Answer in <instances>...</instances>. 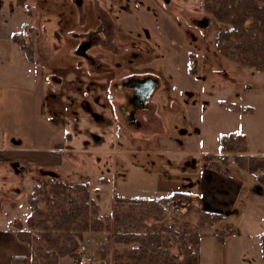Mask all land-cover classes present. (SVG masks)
Segmentation results:
<instances>
[{
	"label": "rangeland",
	"instance_id": "374dc122",
	"mask_svg": "<svg viewBox=\"0 0 264 264\" xmlns=\"http://www.w3.org/2000/svg\"><path fill=\"white\" fill-rule=\"evenodd\" d=\"M31 9L23 42L46 69V116L55 125L90 119L98 124L116 120L120 126L111 151L66 153L60 170L65 183L89 182L101 213L113 212L116 195H169L186 187L203 163L197 152H220L222 135L248 134V153H264V72L242 67L218 51L215 39L224 25L204 10L203 0H32ZM86 41L91 44L88 59L79 54ZM147 76L159 85L135 123L127 117L131 91L122 84ZM99 135H90L95 146L104 141ZM234 155L229 154L231 162L248 165L249 158L237 162ZM82 156L94 160H87V166L73 163ZM207 161L210 166L230 164L227 159ZM178 200L191 202L187 213L163 212L164 220L195 225L202 210L198 202ZM103 234L100 245L88 243L99 255L96 262L106 264L101 260L113 258L114 250L132 247L117 248L105 240L108 232ZM106 241L109 253L102 257ZM206 252L205 264H211Z\"/></svg>",
	"mask_w": 264,
	"mask_h": 264
},
{
	"label": "crops",
	"instance_id": "0c3cea01",
	"mask_svg": "<svg viewBox=\"0 0 264 264\" xmlns=\"http://www.w3.org/2000/svg\"><path fill=\"white\" fill-rule=\"evenodd\" d=\"M31 2L0 0V264H10L11 259L17 256L27 257L26 264H30L31 247L17 239L15 223L19 220L27 228L31 209L25 203L33 186L41 180L62 181L64 175L60 170L66 153L77 152L87 156L103 153V149L111 151L120 132L116 120L98 124L86 119L84 122L68 121L55 125L46 116L45 66L38 61H28L19 45L12 41L15 33L31 25ZM94 133L100 134L104 140L99 146H95L97 144L90 136ZM183 153L189 155L191 151ZM219 153L198 151L197 155L202 157L203 163L198 171H192L191 182L179 191L169 195L165 191H154L152 195L138 198H162L176 192L186 193L198 202L202 210L224 216V220L214 227L201 229L200 264L206 262V249L210 250L211 264H264L260 239L264 233V184L258 179L259 173L250 172L246 167L248 165L239 166L231 162L229 155L228 166H210L211 162L204 159ZM242 156L248 160L251 153ZM83 158L77 161L73 158V163L87 166V160L92 159ZM67 171L69 175L71 170ZM91 197L95 199L92 192ZM105 214L108 213L99 211L100 218ZM103 232L91 233L88 238L90 243L94 241L100 245ZM216 232L226 234L223 243H218ZM105 240L108 241V236ZM116 246L121 248L124 245ZM101 261L112 264L110 255ZM59 264L77 263L72 256H64Z\"/></svg>",
	"mask_w": 264,
	"mask_h": 264
},
{
	"label": "trees",
	"instance_id": "16d2710c",
	"mask_svg": "<svg viewBox=\"0 0 264 264\" xmlns=\"http://www.w3.org/2000/svg\"><path fill=\"white\" fill-rule=\"evenodd\" d=\"M203 8L224 25L215 39L218 51L242 67L264 72V0H203ZM26 27L15 33L12 41L28 61L36 63L32 48L23 42L27 38ZM193 64L190 73L195 75L196 59ZM248 145L244 134H225L220 138V153L204 159L226 160L232 153L239 162L249 152ZM248 169L259 173L258 179L264 184V155L250 156ZM169 198L185 200L189 195L176 192L162 198L117 196L113 212L101 219L89 183L43 180L33 186L28 198V228L16 222V237L31 247L30 264H59L64 256L77 261L79 243L86 240V234L102 231L108 232L110 244L132 245L129 249L114 250L112 264H200L201 229L214 227L224 216L200 210L193 226H179L175 221L169 224L161 209ZM215 236L221 242L227 237L217 232ZM260 239L264 259V233ZM108 253L109 245L100 255L105 257ZM27 262V257L17 256L10 264Z\"/></svg>",
	"mask_w": 264,
	"mask_h": 264
},
{
	"label": "flooded vegetation",
	"instance_id": "af4514ba",
	"mask_svg": "<svg viewBox=\"0 0 264 264\" xmlns=\"http://www.w3.org/2000/svg\"><path fill=\"white\" fill-rule=\"evenodd\" d=\"M76 1H78V4H80V0H76ZM90 46L91 44L89 41L82 43L83 52L79 51V54L87 58V50L90 48ZM150 78L155 79L154 77L151 76H147L141 79L130 78L128 79V81L122 84V86L128 88L131 91V94L127 95V102L131 106V108L127 112V117L128 119L132 120L135 123H139L137 122V112L141 110L149 109L150 107L149 101L153 93L150 94L147 99H145L143 94L144 89L142 88V85L146 83L145 80H148Z\"/></svg>",
	"mask_w": 264,
	"mask_h": 264
},
{
	"label": "built area",
	"instance_id": "2783aa9c",
	"mask_svg": "<svg viewBox=\"0 0 264 264\" xmlns=\"http://www.w3.org/2000/svg\"><path fill=\"white\" fill-rule=\"evenodd\" d=\"M191 207V202H186L174 198H169L162 205L161 209L164 213L170 216L182 217L187 213L188 208ZM90 240L82 242L78 249V264H94L97 260L95 254L89 249Z\"/></svg>",
	"mask_w": 264,
	"mask_h": 264
},
{
	"label": "water",
	"instance_id": "95a60500",
	"mask_svg": "<svg viewBox=\"0 0 264 264\" xmlns=\"http://www.w3.org/2000/svg\"><path fill=\"white\" fill-rule=\"evenodd\" d=\"M166 1H169V0H166ZM145 81H146V83H144L142 85V88L144 89V92H143L144 97H145V99H147L148 96L153 93L155 87H157L159 85V81L157 79H153V78H150V79L145 80Z\"/></svg>",
	"mask_w": 264,
	"mask_h": 264
}]
</instances>
